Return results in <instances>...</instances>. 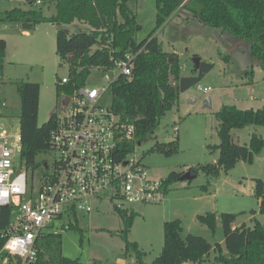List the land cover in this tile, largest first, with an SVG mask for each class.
I'll return each mask as SVG.
<instances>
[{"label":"rangeland","instance_id":"374dc122","mask_svg":"<svg viewBox=\"0 0 264 264\" xmlns=\"http://www.w3.org/2000/svg\"><path fill=\"white\" fill-rule=\"evenodd\" d=\"M129 9L134 13L139 30L136 42L148 37L155 28V0H130ZM40 10L43 16L55 15L51 3L32 5L28 0H0V39L6 42L3 73L0 75V101L6 107L0 111V124L12 132L19 131L20 101L16 87L20 83L39 85L38 125L41 126L55 114L59 101L55 91L58 80L67 77L68 68L56 54V28L49 23L35 25L28 34L18 25L5 18L13 10ZM86 24L74 22L66 27L69 34L87 31ZM154 36L167 53L178 55L180 75L194 73L193 58L213 65L212 70L197 84L209 88L206 94L197 90V85L179 94L177 103L166 112L157 130L131 155L149 170L153 179H165L170 173L185 174L190 168L212 165L218 158V151L209 146L219 144L218 121L215 114L224 105L240 110L264 109V73L251 58L249 45L219 29L202 25L193 15L178 9L160 27ZM249 73H252L250 75ZM87 85L98 87L102 84L99 73L91 75ZM211 99V105L205 99ZM106 104L111 103V93L104 96ZM176 127L177 130L173 131ZM251 135L264 140V128L250 125L232 131L235 144L248 145ZM178 140V152L165 156L151 151L156 142L169 143ZM45 160L52 164L53 153L42 155L38 162ZM34 175V182L38 177ZM264 183V147L254 156L251 164L238 162L228 172L217 177H207L198 171L192 180H179L167 188L162 205H126V213L134 214L127 234L130 242L137 244L143 253L142 261L150 264L163 247L164 222L179 220L183 231L181 237L199 236L212 247L203 264H215L214 248L219 245L227 256L220 215H236L234 225L253 226V219L264 224L258 214L257 198L254 196V180ZM93 210L87 214L77 212L71 217L56 220L48 233L61 235L62 255L78 259L82 264H117L124 258L127 264L134 263V256L124 255V242L120 237L123 229L118 211L108 201L92 202ZM214 213L217 217L214 232L197 221L198 215ZM69 224L75 229H69Z\"/></svg>","mask_w":264,"mask_h":264},{"label":"trees","instance_id":"16d2710c","mask_svg":"<svg viewBox=\"0 0 264 264\" xmlns=\"http://www.w3.org/2000/svg\"><path fill=\"white\" fill-rule=\"evenodd\" d=\"M37 0H28L35 4ZM51 3L55 15L45 17L40 10L13 9L5 13L6 20L18 23L25 31L35 25L49 23L56 28V54L67 66L72 78L71 85L55 84L58 94L71 86H82L92 67H110L125 51L145 47L135 62L131 79L120 78L110 89L111 109L120 122L134 128L133 138L121 143V153H131L136 145L144 142L159 127L161 119L177 103L179 94L196 86L208 74L213 65L200 62L191 76L180 75L177 54L164 52L154 33L178 9L189 11L204 26L219 29L249 45V53L264 73V0H155V28L141 42L135 36L139 30L136 17L129 9L130 0H38ZM74 22L86 24L84 32L69 34L66 27ZM6 43L0 39V75L3 73ZM252 75V73H249ZM20 101L19 130L21 136V160L26 166H37L38 159L49 150V135L54 127L52 115L41 126L38 125L40 88L35 83H20L16 87ZM218 121L219 144L209 146L218 151L214 164L191 168L195 175L200 170L207 177H217L228 172L238 162L251 164L254 156L264 147V140L251 135L248 145L234 143L231 132L254 125L264 128V109L240 110L224 105L215 114ZM151 151L165 156L178 152V140L169 143L156 142ZM181 174L172 172L163 179L164 188L180 180ZM254 196L259 200L258 214L264 218V183L254 180ZM8 208H0V218L5 219ZM123 229L120 237L124 242V255L134 256L133 264H145L143 253L137 244L127 239L134 214L118 211ZM197 221L214 232L217 217L214 213L198 215ZM236 215H220L224 235V247L214 248L215 264H264V224L253 219V226H234ZM69 229H75L71 224ZM181 222L173 220L163 224V247L159 256L150 264H203L209 256L211 245L202 237H181ZM37 264H82L62 255L61 235L44 234L37 243Z\"/></svg>","mask_w":264,"mask_h":264},{"label":"built area","instance_id":"2783aa9c","mask_svg":"<svg viewBox=\"0 0 264 264\" xmlns=\"http://www.w3.org/2000/svg\"><path fill=\"white\" fill-rule=\"evenodd\" d=\"M144 52V46L127 50L108 68L92 67L88 78L102 76L98 87L88 86L87 78L82 86L60 91L48 140L50 166L42 160L27 167L20 157V130L12 132L0 124V208H8L5 219L0 218V264H37L39 238L64 216L89 214L92 202L108 201L117 211L132 204H164L163 179H153L131 156L134 150L121 153V143L133 138V126L121 123L111 103L104 101L117 80L131 79L134 62ZM71 80L68 74L60 85L67 87ZM197 90L210 91L198 85ZM5 107L0 101V111Z\"/></svg>","mask_w":264,"mask_h":264},{"label":"water","instance_id":"95a60500","mask_svg":"<svg viewBox=\"0 0 264 264\" xmlns=\"http://www.w3.org/2000/svg\"><path fill=\"white\" fill-rule=\"evenodd\" d=\"M200 59L198 57H194L193 58V65H194V70H197L199 63H200ZM206 106H210V101L209 99L206 100ZM195 173L193 172V170L190 168L189 170H187V172L185 174H183L180 177V180H192L193 178H195Z\"/></svg>","mask_w":264,"mask_h":264},{"label":"crops","instance_id":"0c3cea01","mask_svg":"<svg viewBox=\"0 0 264 264\" xmlns=\"http://www.w3.org/2000/svg\"><path fill=\"white\" fill-rule=\"evenodd\" d=\"M41 4V3H40ZM39 4V5H40ZM34 5H36V4H34ZM54 5V4H53ZM51 16H53V15H51ZM20 26V25H19ZM53 26V25H52ZM25 34H28V32L27 31H25ZM6 43V42H5ZM207 99H209V101H210V105H211V99L209 98V97H207L206 99H205V104H206V100ZM231 135H232V132H231ZM233 138V137H232ZM217 160V159H216ZM216 161L214 160L213 162H212V164H214ZM257 203H258V205H259V200H257ZM258 221V220H257ZM235 226V225H234ZM117 264H127V262H126V260L124 259V258H120V259H118V261H117ZM130 264H133V263H130ZM186 264H190V263H186Z\"/></svg>","mask_w":264,"mask_h":264}]
</instances>
